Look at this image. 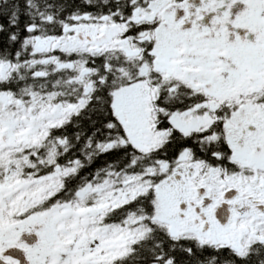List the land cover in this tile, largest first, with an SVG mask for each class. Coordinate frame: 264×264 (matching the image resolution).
<instances>
[{"label":"snow or ice","instance_id":"obj_1","mask_svg":"<svg viewBox=\"0 0 264 264\" xmlns=\"http://www.w3.org/2000/svg\"><path fill=\"white\" fill-rule=\"evenodd\" d=\"M0 264H264V0H0Z\"/></svg>","mask_w":264,"mask_h":264}]
</instances>
